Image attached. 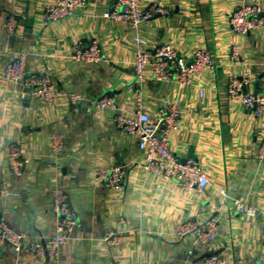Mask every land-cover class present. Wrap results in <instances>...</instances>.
<instances>
[{
    "label": "crops",
    "instance_id": "1",
    "mask_svg": "<svg viewBox=\"0 0 264 264\" xmlns=\"http://www.w3.org/2000/svg\"><path fill=\"white\" fill-rule=\"evenodd\" d=\"M55 1L0 0V219L26 234L28 242L49 238L56 230L53 191L58 189L69 194L79 225L55 261L0 245V264H194L210 254L223 255L227 264H264V160L258 157L264 111L257 117L227 94L230 77L237 76L250 79L247 93H257L259 81V95H264V26L241 35L229 24L240 5H257L264 12V0H143L170 11L142 26L150 45L171 44L187 58L205 47L217 68L193 86L149 78L141 91L130 87L133 29L103 17L115 0H88L76 16L45 22L44 10ZM11 15L18 21L12 34L6 27ZM94 38L104 61H73L74 43ZM19 51L28 55L27 70L49 72L61 90L91 99L113 94L129 111L136 109L141 93L152 117L167 106L181 109L172 151L203 165L212 185L199 192L146 173L138 138L89 103L76 111L66 98L37 101L30 89L22 98L19 87L3 78L4 66ZM55 133L64 141V152L56 156L51 152ZM14 144L22 151L18 170L7 159ZM111 167L125 173L118 191L98 177ZM221 187L227 197L219 193ZM235 200L256 207L257 215L236 211ZM211 219L219 232L211 247L176 237L179 223ZM112 233L117 245L104 241Z\"/></svg>",
    "mask_w": 264,
    "mask_h": 264
},
{
    "label": "built area",
    "instance_id": "2",
    "mask_svg": "<svg viewBox=\"0 0 264 264\" xmlns=\"http://www.w3.org/2000/svg\"><path fill=\"white\" fill-rule=\"evenodd\" d=\"M88 0H56L46 6L43 14L45 22H58L76 16L84 9ZM169 9L157 2L145 4L143 0H115L112 7L105 11L103 17L110 21L127 22L134 31L133 46L135 51V75L130 87L141 91L145 82L152 78L159 82L169 83L177 81L185 86L196 85L205 74H214L217 65L212 53L204 48L196 49L190 56L185 57L171 44L152 46L140 33L142 26L157 15H168ZM229 19L234 33L247 35L251 31L264 26V12L257 5L245 4L235 8ZM17 18L9 16L7 30L10 34L17 28ZM71 59L76 62L97 64L104 61L100 41L94 38L86 44L79 40L74 43ZM233 59L240 56L234 48ZM28 55L20 52L6 63L3 70L5 81L19 87L21 97L27 94L25 89L31 90L33 99L42 102H54L62 98L69 100L75 110L89 103L95 110L111 114L115 125L129 136L137 137L139 149L144 154L143 169L146 173L168 180H174L184 187L203 192L211 184L207 169L193 159L183 160L171 148V136L179 130L181 125V109L172 105L167 106L156 117H152L145 108L141 93L136 97V109L129 111L121 107L119 100L113 94H104L97 98H87L77 91L61 90L54 83L49 72H33L27 70ZM249 78L232 76L228 84V97L232 101L241 103L247 110L259 117L264 111V95L245 92ZM204 95V93H201ZM51 152L61 155L64 152L62 135L55 133L51 137ZM21 147L12 145L7 159L15 170H18ZM258 157L264 160V142L259 147ZM99 178L105 180L108 188L114 191L121 189L125 182V173L121 167H111L101 170ZM219 193L227 197L228 191L221 187ZM54 215L57 221L55 233L47 239L28 242L26 234L14 232L4 220L0 219V245H9L18 253H29L35 258L59 259L60 251L71 238L79 225V217L71 206L67 192L55 189ZM234 209L239 213L254 217L257 208L244 201L235 200ZM217 221L211 219L205 222L183 221L176 226L177 238L192 237L197 244L211 247L218 240ZM108 245H117L118 239L112 233L104 237ZM264 245V244H263ZM221 254L207 256L194 264H227Z\"/></svg>",
    "mask_w": 264,
    "mask_h": 264
},
{
    "label": "water",
    "instance_id": "3",
    "mask_svg": "<svg viewBox=\"0 0 264 264\" xmlns=\"http://www.w3.org/2000/svg\"><path fill=\"white\" fill-rule=\"evenodd\" d=\"M259 89H260V82L258 81V82H257V91H256L257 93H255L256 95H258V93H259ZM213 255H215V254H210V255H207V256L209 257V256H213ZM207 256H206V257H207Z\"/></svg>",
    "mask_w": 264,
    "mask_h": 264
}]
</instances>
